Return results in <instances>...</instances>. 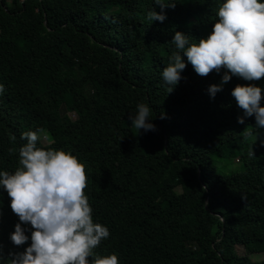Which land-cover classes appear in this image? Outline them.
Listing matches in <instances>:
<instances>
[{"label": "trees", "instance_id": "16d2710c", "mask_svg": "<svg viewBox=\"0 0 264 264\" xmlns=\"http://www.w3.org/2000/svg\"><path fill=\"white\" fill-rule=\"evenodd\" d=\"M174 2L151 24L146 12L160 11L152 0H0V170L18 166L21 133L42 128L38 146L84 166L92 219L110 233L96 254L115 253L119 264H245L242 246L264 264V129L251 116L238 124L230 95L237 84L264 86V76H232L210 99L223 69L201 77L186 63L167 93L160 72L173 33L206 37L220 0ZM137 103L149 106L155 131L131 125ZM8 202L0 191L5 257L29 243L9 241L18 218Z\"/></svg>", "mask_w": 264, "mask_h": 264}, {"label": "clouds", "instance_id": "9594fccd", "mask_svg": "<svg viewBox=\"0 0 264 264\" xmlns=\"http://www.w3.org/2000/svg\"><path fill=\"white\" fill-rule=\"evenodd\" d=\"M152 2L160 11L146 12L151 24L163 22L164 9L175 7L174 0ZM215 17L206 37L197 40L181 31L173 33L167 65L160 72L167 93L181 80L186 63L201 77L223 69L219 83L206 89L210 99L232 76L244 81L264 76V0H220ZM230 95L242 110L236 122L242 124L251 116L256 128L264 129V86L237 84ZM160 118H165L163 112ZM129 121L138 133L156 130L146 103H137ZM20 139L26 142L18 149V166L12 172L0 170V191L18 218L9 241L13 246L29 243L7 257L0 253V264H119L115 253L101 256L93 251L110 233L92 219L83 164L64 150L38 146L46 139L42 128L21 133Z\"/></svg>", "mask_w": 264, "mask_h": 264}, {"label": "rangeland", "instance_id": "374dc122", "mask_svg": "<svg viewBox=\"0 0 264 264\" xmlns=\"http://www.w3.org/2000/svg\"><path fill=\"white\" fill-rule=\"evenodd\" d=\"M18 96L24 101L27 98V93L26 91L23 90H19L18 92ZM237 164H233V165H227L228 169H232L236 166ZM236 251L237 254L242 258V261L245 264H253L254 261L259 260L260 259V254H253L250 251L244 249L242 246H236Z\"/></svg>", "mask_w": 264, "mask_h": 264}]
</instances>
